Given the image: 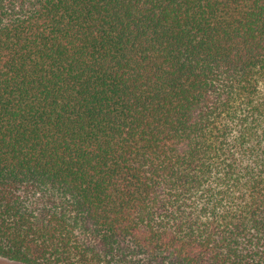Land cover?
<instances>
[{
  "label": "trees",
  "instance_id": "obj_1",
  "mask_svg": "<svg viewBox=\"0 0 264 264\" xmlns=\"http://www.w3.org/2000/svg\"><path fill=\"white\" fill-rule=\"evenodd\" d=\"M0 258L264 264V0H0Z\"/></svg>",
  "mask_w": 264,
  "mask_h": 264
},
{
  "label": "rangeland",
  "instance_id": "obj_2",
  "mask_svg": "<svg viewBox=\"0 0 264 264\" xmlns=\"http://www.w3.org/2000/svg\"><path fill=\"white\" fill-rule=\"evenodd\" d=\"M0 264H23L17 261L9 260L6 258H0Z\"/></svg>",
  "mask_w": 264,
  "mask_h": 264
}]
</instances>
